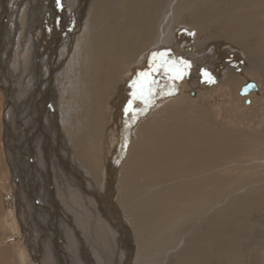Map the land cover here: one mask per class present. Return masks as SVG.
Returning a JSON list of instances; mask_svg holds the SVG:
<instances>
[{"label":"rangeland","instance_id":"1","mask_svg":"<svg viewBox=\"0 0 264 264\" xmlns=\"http://www.w3.org/2000/svg\"><path fill=\"white\" fill-rule=\"evenodd\" d=\"M144 1L148 5L142 30L132 32L131 42L122 39L110 49L116 54L113 59L104 55L98 65L100 97L90 95L84 82L93 76L91 47L86 55L78 50L89 35L118 29L127 21L132 15L129 0H69L73 4L68 6L63 0H0L4 264H43L46 253L54 259L50 264H264V0ZM161 29H167L165 34H159ZM245 39L248 56L237 50ZM127 44L132 48L123 53ZM29 62L40 72L34 80L42 89L38 97L30 78L20 84ZM116 62L121 71L113 68ZM143 73L150 75L145 78ZM227 73L236 75L240 84H223ZM247 80L259 86L257 93L245 96L250 104L238 94ZM24 89L28 97L20 98ZM141 92L143 98L134 99ZM33 93L35 100H30ZM161 129L168 131L165 137H176L182 150L173 153L170 148L167 154L177 161L159 173L149 165L142 168L147 159L139 150L157 145L151 136L161 135ZM131 151L133 165L126 155ZM163 161H156V168ZM54 164L63 176L61 183ZM107 175L111 192L103 190ZM68 177L84 191L71 187V193L59 196L56 189L63 190ZM35 183L45 187L42 194ZM46 191L54 195L45 213L32 200L37 196V201H46ZM18 192L24 200L20 203ZM73 196L83 199L81 207L71 204ZM87 201L94 211L85 209ZM125 202L132 206L126 208ZM127 209L146 240L133 235ZM48 211L53 217L41 225L34 222ZM102 216L117 223L104 225L98 219ZM50 227L60 238L54 239Z\"/></svg>","mask_w":264,"mask_h":264},{"label":"bare ground","instance_id":"2","mask_svg":"<svg viewBox=\"0 0 264 264\" xmlns=\"http://www.w3.org/2000/svg\"><path fill=\"white\" fill-rule=\"evenodd\" d=\"M64 1V3H65V5L66 6H68V5H71V4H73V3H69V0H63ZM130 2H131V6H132V10H131V17L130 18H127V21H125L124 23H122V25L118 28V29H111V30H109V31H100V32H98L95 36H94V34H91V35H89L91 38H90V40L88 39V38H84V40H83V42L81 43V47H80V49L78 50L79 51V53L81 54V55H86L85 53L88 51V47H91V54H92V58H91V71H92V74H93V76L91 77V79L90 80H87V79H84L85 81L84 82H88V88H89V91H90V95H98V96H100L101 95V92H100V88L98 87V83H99V79H100V69H99V67H98V65L101 63V61H102V58H103V56L104 55H107L108 56V58L111 60V59H113V56L114 55H116V54H114V53H110V49L112 48H115V46L116 47H118V46H120V43H121V41H122V39H123V41H132L133 40V33L134 32H138V31H141L142 30V24H143V22H144V19H145V16H146V9H147V1H144V0H129ZM149 1V3L151 2L150 0H148ZM241 2H243V1H241ZM249 2H250V0H249ZM239 3V2H238ZM240 4V3H239ZM242 4V3H241ZM244 4V3H243ZM249 5H250V3H249ZM103 11L105 12V13H109L110 11H108V8L106 9H103ZM237 15H238V13H237ZM94 15L93 14H91V18H92V23H94V17H93ZM107 17V15L106 16H104V18H106ZM158 20V19H157ZM27 22V21H26ZM237 23V22H236ZM161 24V23H160ZM164 24V23H163ZM238 24V23H237ZM239 25V24H238ZM87 26V25H86ZM237 26V25H236ZM58 27H60V24L57 22L56 23V29L59 31V29H58ZM230 27H232V26H230ZM237 27H239V26H237ZM90 28V27H89ZM95 28V27H94ZM135 28V29H134ZM84 29H85V26H84ZM92 29H93V27H92ZM133 29V30H132ZM40 30V29H39ZM77 30V29H76ZM113 30H118L119 31V33H115ZM58 31H56V33L58 32ZM92 31H94V30H92ZM134 31V32H133ZM167 31V29H161L160 30V32H159V34L161 33H163V34H165V32ZM43 32V31H42ZM72 32V31H71ZM130 32V33H129ZM133 32V33H132ZM229 32V31H228ZM84 33V32H83ZM239 34V33H238ZM69 35H71V34H69ZM68 35V36H69ZM78 35H80V34H78ZM58 36V35H57ZM76 37V36H75ZM84 37V36H83ZM242 37V36H241ZM67 38H69V37H67ZM264 38V37H263ZM78 39V38H77ZM33 40V39H32ZM68 40V39H67ZM65 41V40H64ZM74 41H76V39L74 40ZM79 41V40H78ZM164 40H161V42H163ZM69 43V42H68ZM73 43V42H72ZM90 43V44H89ZM241 43V42H240ZM248 40L247 39H245V40H243L242 41V43H241V45H242V47H240V45H239V43H238V45H237V50H240L241 49V52L242 53H244V55L246 56L247 55V52H248ZM48 44V43H47ZM73 44H75V43H73ZM78 44V43H77ZM232 44H234V43H232ZM65 47V46H64ZM68 47V46H67ZM165 47H167V46H164V48ZM75 48V47H74ZM132 47L130 46V45H126L125 47H124V49H123V53H127V52H129L130 51V49H131ZM160 49H161V47H160ZM249 49H250V51L252 50V52L254 51V49H253V47H249ZM260 49H261V51H262V53H264V39L263 40H261V47H260ZM81 50H82V52H81ZM52 52V51H51ZM257 52V51H256ZM76 53V52H75ZM38 53H37V50L35 51V55H37ZM52 54V53H51ZM80 54H78V55H80ZM49 55H50V52H49ZM37 56H39V55H37ZM56 56V55H55ZM76 56H77V54H76ZM248 56V55H247ZM45 57V56H44ZM78 57V56H77ZM251 58H254V57H252V56H250V59ZM49 59H51V57H49ZM78 59V58H77ZM45 60V59H44ZM47 60V59H46ZM35 63H37V61L35 62ZM35 63L34 62H29V63H26V68H23V70L22 71H24V80L22 79V81H21V85H23V83L25 82V80H27V79H29L30 78V80H32V81H34L35 80V75L37 76L38 75V73H40V72H38L39 70H38V66H37V64L35 65ZM86 63V62H85ZM34 64V65H33ZM220 65V64H219ZM51 66V65H50ZM48 67V69H49V72H50V75L53 73L52 72V68L51 67ZM88 66V65H87ZM40 67V66H39ZM53 67V66H52ZM113 68H115L116 70V72L117 71H121L118 67H117V62L113 65ZM43 71V70H42ZM57 75V74H56ZM42 77H44V76H42ZM52 77V76H51ZM51 77H50V79H51ZM67 77V76H66ZM49 79V80H50ZM42 80V79H41ZM65 80H67V79H65ZM87 80V81H86ZM46 81V80H45ZM54 81V80H53ZM68 81V80H67ZM82 81V80H81ZM23 82V83H22ZM35 82V85H34V88L33 89H39V91H38V93L36 92L35 93V95H37V97L40 95V92H42V89H40V87H39V83L37 82V78H36V81H34ZM12 83H14V81L12 82ZM71 83V82H70ZM69 83V84H70ZM222 83L223 84H225L226 86H237L238 84H240V81H239V79L236 77V75H233V74H230V73H227V75H224V77L222 78ZM33 86V85H32ZM71 86V85H70ZM73 86H75L74 84H73ZM242 86V85H241ZM241 86H240V88H241ZM257 86H258V84H257ZM24 87V86H23ZM31 88V87H30ZM30 88H28V89H30ZM67 88V87H66ZM26 89H27V87H26ZM26 89H24V91H21L22 93H21V95L19 96L20 98L24 95V94H26L27 95V97H28V90H26ZM32 89V90H33ZM31 90V89H30ZM240 90V89H239ZM7 91V90H6ZM26 91V92H25ZM35 91V90H34ZM66 91V90H65ZM258 91H259V86H258ZM257 91V92H258ZM33 92V91H32ZM256 92V93H257ZM44 93H46V92H44ZM252 93V92H251ZM30 94V93H29ZM238 94H239V92H238ZM35 95H34V93H33V96L31 95V99L30 100H32V98H33V100H35L34 99V97H35ZM249 95V94H248ZM248 95H246V96H248ZM8 96H10V94H8ZM191 96H194L193 94L191 95ZM101 97V96H100ZM242 97V96H241ZM23 98V97H22ZM85 98V100H84V102L85 101H87L86 99H87V97L85 96L84 97ZM243 98H245V97H243ZM19 99V98H18ZM26 99V100H25ZM27 99L28 98H24V101H26L27 102ZM245 99H248L249 100V98H245ZM6 100V99H5ZM145 100V99H144ZM23 101V100H22ZM251 101V100H250ZM32 101H30V106H31V103ZM24 103V102H23ZM28 103V102H27ZM27 103H24L23 105H24V107L25 108H28L27 106H28V104ZM34 106H35V104H34ZM32 108V107H31ZM87 108L88 107H86V110H87ZM24 109V108H23ZM26 110H30V108L29 109H26ZM83 111V110H82ZM88 112L90 113V110H89V108H88ZM99 113V119H100V121L101 120H104V115H103V113H102V110L101 109H97V114ZM27 114V113H26ZM91 114V113H90ZM85 115V114H84ZM89 115V114H88ZM22 117V116H21ZM38 117V116H37ZM90 117V116H89ZM25 118H26V116H25ZM39 119V118H38ZM37 119V120H38ZM89 119V118H88ZM27 120V119H26ZM99 121V120H98ZM99 121V122H100ZM22 127V126H21ZM101 128H102V124H101V122H100V124H99V134L100 135H102V131H101ZM162 130V134L161 135H156V136H154V135H152L151 137L155 140L154 141V143H157V145H153V148L150 150H148V149H141V150H143V152L144 153H142V152H140V150H139V153L140 154H143V157H146V159H147V162H146V164H145V166H143L142 168H144L145 169V167H148V165H149V167H152L153 169H155V171H157V172H159V173H162V170L164 171V170H166V171H168L170 168H171V166H172V162L175 160V161H177L176 159H172L171 157H169V154H167L168 152V150L170 149V148H172L171 149V152H173V153H175V152H178L179 150H182L180 147H179V145L180 144H178V142H175L176 141V137H165V136H167V134H168V131L165 129H161ZM158 136H160V138H155V137H158ZM211 140V139H210ZM191 141V140H190ZM172 142H174L175 143V145L174 146H171L170 145V143H172ZM187 142V141H186ZM177 143V144H176ZM188 143V142H187ZM202 143V142H201ZM188 145H189V143H188ZM170 146V147H169ZM127 157H128V159H129V164L130 165H133V163H134V161L132 160L133 159V157H134V151H131V153L130 152H127ZM162 157V160H164L163 161V165H162V167H158V168H156V161H162V160H159V159H157V158H161ZM69 160V158L68 159H64V163H67V161ZM218 162V160L216 161V160H214L213 161V163H211V164H213V167H215V164ZM53 166H56L57 168H55V169H53L54 170V173L57 175V179H58V181H59V183H61L64 179H62L63 178V176L62 175H60V171H59V167L57 166V165H53ZM97 166H100L99 164L97 165ZM198 167H196V169H197ZM200 169V168H199ZM181 171V170H180ZM183 172V171H182ZM184 173V172H183ZM187 174L188 175H191L192 173H189V172H187ZM187 175V176H188ZM181 176H183V175H181ZM185 176V175H184ZM31 177V176H30ZM44 177V179H45V176H43ZM107 177V179H108V181H107V183L105 182V184H106V187H104V185H103V190H106V191H109V192H111V186L113 187V184H109V180H111V178L109 177L108 178V175L106 176ZM171 177H172V175H171ZM28 178V177H27ZM226 179V178H225ZM42 180V179H41ZM68 184H67V186L66 187H63V190H62V188L60 187H58L56 190L59 192V196H64V194L66 193V192H72L73 190H69L71 187H76V188H78V190L81 192V191H84L83 189H82V187H79L78 185H76L75 184V181H73L72 179H70L69 177L67 178V180H65ZM125 181V185H127V180H124ZM214 181V180H213ZM180 182H182V181H180ZM185 183V182H184ZM199 183V182H198ZM202 184V183H201ZM190 185V184H189ZM196 185V184H195ZM199 185V184H198ZM36 187H38V185L35 183V188ZM48 187V186H47ZM109 187H110V189H109ZM26 189H28V188H26ZM43 189H45V187L43 188ZM43 189H39V187L38 188H36V191L38 192V194L39 193H41L42 194V190ZM29 190H26L25 192H28ZM33 191H34V189H33ZM49 191H50V189H49ZM176 192H178L179 193V190H176ZM29 193V192H28ZM44 194H47L46 196L47 197H44L45 199H46V201H44V199L42 198V200L41 199H38V201H39V203H38V201L36 200V198L35 197H37V196H35L33 199L34 200H32V206H36L37 208H42V209H46L45 210V213H46V211H47V201H48V199H49V196L52 194V195H54V191L52 192L51 191V194H49V193H47V191H46V193L45 192H43ZM49 194V195H48ZM18 196V201L19 200H23V198H22V196L20 195V193L18 192V194H17ZM71 195H73V194H71ZM74 197V196H73ZM98 197V196H97ZM108 197V196H107ZM129 197L130 196H128V199H129ZM98 198H100V197H98ZM126 198V196H125V194H124V196H123V199H125ZM197 198H202V196H200V195H198L197 196ZM186 199V197L185 198H183V200H185ZM50 200H52V199H50ZM72 200V201H71ZM70 200V202H71V204H73L74 206H79V207H81V202H82V198H80V196H78V197H74V199H71ZM100 200H102L101 198H100ZM24 201V200H23ZM26 201V200H25ZM67 201V200H66ZM89 201H87V203H86V205H87V207L88 208H85V209H90V207H92V209H90V210H93L95 207H93L91 204H89L88 203ZM19 203H20V201H19ZM91 203V202H90ZM124 204V206H126V208H129V206H132L131 204H129V202H125V203H123ZM127 204H129V205H127ZM45 205V206H44ZM44 206V207H43ZM83 208V207H82ZM80 210V209H79ZM37 210H35L34 212H33V214L35 215V212H36ZM39 211V210H38ZM73 210H71V212H72ZM94 211V210H93ZM97 211V210H96ZM31 212V211H30ZM133 212V211H132ZM132 212H131V210L129 209H127L126 210V214L128 215V217L130 218H128L129 219V221H130V223H132V232H133V235L134 236H136V238L138 239V240H140L141 242L142 241H144V240H146L145 238H146V236L147 235H145V233H144V231L141 229V228H139V225H138V223L137 222H135V219L133 220L130 216L132 215ZM50 213V211H48V214ZM45 214V216L43 217H41V218H38L39 220H37V219H33L34 220V222L35 223H37L38 225H41L42 223H44V222H46L47 221V219L48 218H51V216L53 215L52 213L51 214ZM61 214V213H60ZM74 214H76V213H74ZM37 215H39V217L41 216V214L40 213H38ZM48 215V216H47ZM56 215V214H55ZM82 215V214H81ZM94 215V214H93ZM96 215V214H95ZM98 215V214H97ZM57 216V215H56ZM53 217V216H52ZM69 217V216H68ZM73 217V219L75 220V219H77L76 221L78 222V221H80L81 222V216L79 215L78 217H76L75 215L74 216H72ZM55 218V217H54ZM101 218H103V220L101 219ZM105 216H102V217H98V219H100V220H102V222H103V224L104 225H106L105 223H107L108 224V222L109 223H112L113 221H114V219L112 218V216H110L109 218H105ZM72 219V220H73ZM115 222V224L117 223L116 222V220L114 221ZM113 222V223H114ZM73 223H74V221H73ZM114 224V225H115ZM73 226V225H72ZM115 226H117V225H115ZM118 226L120 227V228H122L121 227V224L120 223H118ZM86 227V226H85ZM48 228V227H47ZM46 228V229H47ZM79 228V227H78ZM50 229L53 231V234H52V236L54 237V239H58V238H60V235H59V232H58V230L56 229V232H55V230H53L54 229V227H50ZM129 229V228H128ZM131 230V229H130ZM164 230H166V229H164ZM93 233H94V231L93 230H91ZM114 231V230H113ZM119 231H121V230H119ZM128 230H126V232H127ZM151 231V230H150ZM62 232V231H61ZM76 232V231H75ZM78 232V231H77ZM77 232H76V234H77ZM98 232V231H97ZM38 233V232H37ZM36 232H35V234H37ZM79 233V232H78ZM99 233H100V231H99ZM120 233V232H119ZM30 234H31V232H30ZM75 234V233H74ZM166 234V233H165ZM112 235V234H111ZM41 236V235H40ZM43 236V235H42ZM77 236H78V234H77ZM83 236V235H82ZM81 237V236H80ZM93 237V236H92ZM116 237V236H115ZM30 238V237H29ZM110 238V237H109ZM128 238V237H127ZM102 239V238H101ZM129 239V238H128ZM38 240V239H37ZM41 240V239H40ZM45 240V239H44ZM137 240V241H138ZM113 241V240H112ZM111 241V242H112ZM129 241H130V239H129ZM30 243H31V241H30ZM84 243H86L85 242V240H84ZM34 244V243H33ZM48 244V243H47ZM128 244H130V243H128ZM134 244V243H133ZM132 243H131V245H133ZM143 244V243H142ZM41 245V244H40ZM46 245V244H45ZM67 245V244H66ZM87 245V244H86ZM70 246V245H69ZM55 247V246H54ZM53 247V248H54ZM121 249V248H120ZM119 249V250H120ZM37 250H38V248H37ZM47 251H48V249H46ZM103 250V249H102ZM118 250V249H117ZM129 250V249H128ZM146 249H144V251H145ZM171 250V249H170ZM53 251V250H52ZM61 251V250H60ZM48 252H51V251H48ZM57 252V251H56ZM101 252V251H100ZM45 253V252H44ZM92 253V252H91ZM97 253V252H96ZM102 253V252H101ZM66 254V253H65ZM117 254V253H116ZM123 254V253H122ZM46 255V257H47V259H49V262L51 263V262H54V259H52L53 257H48V254L46 253L45 254ZM53 254L51 253V256H52ZM73 255V254H72ZM97 255V254H96ZM54 256V255H53ZM57 256H58V254H57ZM56 256V257H57ZM66 256V255H65ZM76 256V255H75ZM101 256H104V255H102L101 254ZM100 255H99V257H101ZM98 257V256H97ZM61 258H63V256L61 257ZM117 258V257H116ZM128 258H129V256H128ZM58 259H60V258H58ZM57 259V260H58ZM56 260V261H57ZM67 260V259H66ZM120 260V259H119ZM130 260H131V258H130ZM161 260V259H160ZM46 263V264H50V263ZM110 262V261H109ZM133 262V261H132ZM156 262V261H155ZM107 263V262H106ZM105 263V264H106ZM112 263V262H111ZM63 264V263H62ZM159 264H160V262H159Z\"/></svg>","mask_w":264,"mask_h":264},{"label":"water","instance_id":"3","mask_svg":"<svg viewBox=\"0 0 264 264\" xmlns=\"http://www.w3.org/2000/svg\"><path fill=\"white\" fill-rule=\"evenodd\" d=\"M258 86L257 83H255L252 80H247L244 85L241 86L239 90V95L242 97H245L246 95L250 94L251 92H257ZM192 95V94H191ZM246 104H250V100L245 99Z\"/></svg>","mask_w":264,"mask_h":264},{"label":"snow or ice","instance_id":"4","mask_svg":"<svg viewBox=\"0 0 264 264\" xmlns=\"http://www.w3.org/2000/svg\"><path fill=\"white\" fill-rule=\"evenodd\" d=\"M156 53H153V58H155L156 57ZM161 56L163 55V54H160ZM155 70H159V68H157V69H155ZM150 75V73H143L142 74V76H144L145 78L147 77V76H149ZM148 83H152V82H148ZM134 86H135V84H134ZM134 95V99H142L143 98V94H142V92H141V95H136L135 93L133 94ZM132 109H131V104H130V106H129V111H131Z\"/></svg>","mask_w":264,"mask_h":264},{"label":"crops","instance_id":"5","mask_svg":"<svg viewBox=\"0 0 264 264\" xmlns=\"http://www.w3.org/2000/svg\"><path fill=\"white\" fill-rule=\"evenodd\" d=\"M47 257L45 256V259H46ZM4 262H7V261H4L3 260V258H1V256H0V264H4ZM49 262V259H46V261L43 263V264H46V263H48Z\"/></svg>","mask_w":264,"mask_h":264}]
</instances>
